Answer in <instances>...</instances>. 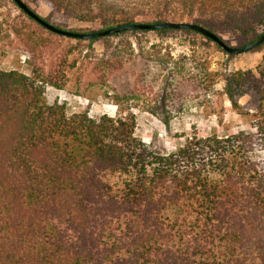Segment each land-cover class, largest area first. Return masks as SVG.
<instances>
[{"label": "trees", "instance_id": "obj_1", "mask_svg": "<svg viewBox=\"0 0 264 264\" xmlns=\"http://www.w3.org/2000/svg\"><path fill=\"white\" fill-rule=\"evenodd\" d=\"M23 1H45L51 15L92 25L72 29L80 32L189 21L243 45L264 32V0ZM171 32L190 38L182 60L197 88L225 94L236 107L238 96L259 94L250 128L194 134L161 153L136 134L128 96H115L116 116L69 113L45 99L63 80L35 66L30 74L0 69V264H264V59L256 69H235L236 54L192 29L77 40L94 50L100 40L130 33L145 57L164 64L170 53L161 54L162 43L152 53L144 47L149 35ZM212 43L224 56L214 70ZM124 46L130 39L116 44Z\"/></svg>", "mask_w": 264, "mask_h": 264}, {"label": "rangeland", "instance_id": "obj_2", "mask_svg": "<svg viewBox=\"0 0 264 264\" xmlns=\"http://www.w3.org/2000/svg\"><path fill=\"white\" fill-rule=\"evenodd\" d=\"M29 6L62 28L92 27L75 19L51 15L45 1L29 2ZM220 37L229 45H243L229 33H221ZM122 39H130L132 46L128 50L126 46L116 47ZM148 40L144 49L152 53L151 45L162 43L160 52L170 53L169 63L145 57L137 38L130 33L109 38L107 42L100 40L91 50L87 48L88 41L51 33L24 15L13 0H0V69H18L30 74L35 66L45 77L52 75L63 80L62 89L48 87L45 98L48 103H64L69 113L88 110L93 116L104 113L116 116L115 96H128L123 98V103L130 105L137 116L136 134L161 153L179 147L194 134L225 135L250 128L259 94L251 91L238 96L240 106L236 107L225 94L197 88L195 79L185 77L191 64L187 60L183 62L182 57L190 56L191 41L182 32L163 37L149 35ZM214 45L207 53L212 70L224 59ZM123 50L131 55H122ZM263 59L264 48L247 51L236 54L231 66L256 69ZM167 215L172 217L173 212Z\"/></svg>", "mask_w": 264, "mask_h": 264}, {"label": "water", "instance_id": "obj_3", "mask_svg": "<svg viewBox=\"0 0 264 264\" xmlns=\"http://www.w3.org/2000/svg\"><path fill=\"white\" fill-rule=\"evenodd\" d=\"M17 5L20 7L21 10H23L25 13H27L31 18H33L35 21L43 25L48 30L64 35L71 38H79V39H91L95 37H103L108 35H113L116 33H119L121 31H127V30H135V29H141L142 30H154V29H163V28H176V29H192L200 32L201 34L205 35L206 37H209L213 41L220 44V46L226 50L229 53L234 54H240L247 52L249 50L254 49L257 46H260L264 42V32L255 40L251 41L250 43L243 45V46H232L229 45L223 38H221L217 33L211 31L210 29L189 21H162V22H156V23H143V22H137L132 24H124V25H117L113 26L104 30H98L94 32H80L75 31L72 29H67L59 27L57 25H54L47 21L44 17L39 15L36 11H34L25 1L23 0H14Z\"/></svg>", "mask_w": 264, "mask_h": 264}]
</instances>
